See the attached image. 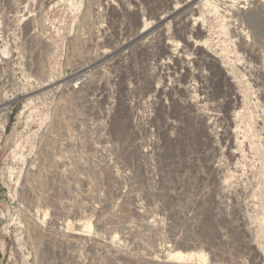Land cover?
Listing matches in <instances>:
<instances>
[{
	"label": "rangeland",
	"instance_id": "1",
	"mask_svg": "<svg viewBox=\"0 0 264 264\" xmlns=\"http://www.w3.org/2000/svg\"><path fill=\"white\" fill-rule=\"evenodd\" d=\"M180 7L17 0L22 38L0 56V264H264V15L262 33L239 18L243 37L225 6L157 28Z\"/></svg>",
	"mask_w": 264,
	"mask_h": 264
},
{
	"label": "bare ground",
	"instance_id": "2",
	"mask_svg": "<svg viewBox=\"0 0 264 264\" xmlns=\"http://www.w3.org/2000/svg\"><path fill=\"white\" fill-rule=\"evenodd\" d=\"M241 3H243L241 0H182V7L180 8H175L172 12H170L166 17L160 19V22L157 25V28H162L165 26L166 22L168 20L171 19H177L178 18H184L186 19L187 16L186 15H192L195 16L196 14L199 13V7L201 6H209V7H213V8H218L220 6H225L226 11L228 12V16H230V18L234 19L235 22L237 23V29L235 31V34L238 36H246L247 32L242 30H239V26H240V22H239V18H241L243 21H241V28L244 27V29H246L247 27L244 25V23L250 21L251 22V27H253L254 29H256V31L262 33V30L259 28V26L257 24H254V22H256L257 17L259 18V15L263 14V11L261 13V2L259 3V0H253L251 1L252 4H250V2H246L244 6L240 7ZM28 5V4H27ZM36 5V4H35ZM252 5V6H250ZM197 6V7H195ZM25 8V7H24ZM23 9V7H22ZM27 9V8H25ZM24 9V10H25ZM37 10V9H36ZM249 10L248 13L251 12V15L253 13V17L252 19H255L254 21L251 20H247L246 21V17L247 15H249L247 13V11ZM22 11V10H21ZM20 11V12H21ZM29 11V10H28ZM34 13V12H33ZM261 13V14H259ZM32 14V12H31ZM36 14V13H35ZM34 14V15H35ZM33 15V16H34ZM261 15V16H263ZM37 16V14H36ZM41 16V15H40ZM37 18V17H36ZM263 20V19H262ZM36 19L32 20V23L35 24ZM259 23V22H257ZM248 24V23H247ZM260 24V23H259ZM249 25V24H248ZM250 26V25H249ZM36 25L34 26L35 29ZM238 30V31H237ZM35 31V30H34ZM163 31V30H161ZM252 31V30H251ZM197 35H200V31H195ZM34 33V32H33ZM1 34V33H0ZM144 34V33H142ZM30 37V36H29ZM140 37V36H139ZM38 39V38H37ZM131 41V40H130ZM130 45L132 43H129ZM187 44H189V41L187 42ZM213 60V59H212ZM213 62H216L215 60H213ZM90 72V66L88 65H83L80 66L79 68H76L74 70V73H72V75L70 76L71 79L70 81L76 82L75 83V87L78 89L79 85H81L83 82L87 81L90 77L87 76L88 73ZM43 77V76H42ZM85 79V80H84ZM80 82V83H79ZM7 108H3L2 110L6 111ZM118 109V108H117ZM117 111V110H116ZM118 112V111H117ZM117 114H115L116 117ZM66 159V158H65ZM65 172V171H64ZM72 237V236H71ZM164 250V249H163ZM186 255H183L181 253H178L176 255H174L173 259H176L177 261H182L184 259ZM201 258L203 257V254L200 255ZM168 258L171 259V254L169 253ZM167 258V259H168ZM169 260V261H170ZM16 261V260H15ZM167 261V260H166ZM164 262V261H163ZM15 263V262H14ZM168 263V261H167Z\"/></svg>",
	"mask_w": 264,
	"mask_h": 264
},
{
	"label": "built area",
	"instance_id": "3",
	"mask_svg": "<svg viewBox=\"0 0 264 264\" xmlns=\"http://www.w3.org/2000/svg\"><path fill=\"white\" fill-rule=\"evenodd\" d=\"M12 5L14 6L15 12L14 15H11L9 12L11 10ZM4 6V8L9 9L8 13L0 14V56H5L8 54L9 50L7 48V44L9 42H13L17 48V39L22 38L21 29L17 28L21 25L19 19L17 18V0H0V8ZM10 25H16L15 31L17 32L15 40L11 41L8 35V27ZM15 52V51H14ZM257 69L260 70V66H257Z\"/></svg>",
	"mask_w": 264,
	"mask_h": 264
}]
</instances>
